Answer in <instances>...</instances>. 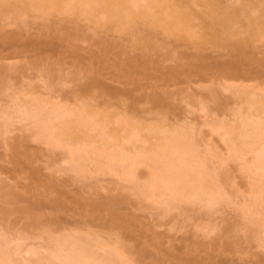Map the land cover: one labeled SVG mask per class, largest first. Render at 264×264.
I'll return each mask as SVG.
<instances>
[{
  "label": "rangeland",
  "instance_id": "1",
  "mask_svg": "<svg viewBox=\"0 0 264 264\" xmlns=\"http://www.w3.org/2000/svg\"><path fill=\"white\" fill-rule=\"evenodd\" d=\"M5 17L0 16V243L13 264H58L52 254L65 240L85 243L102 260L115 251L114 264H264V225L249 223L243 209L259 179L245 169L255 154L230 158L224 129H218L226 123L237 127L249 113L247 102H240L227 86L218 87L232 80L230 76H188L185 68L181 79L169 80L175 61L190 62L199 51L159 31L153 36L159 45H167V51L141 50L134 46L132 33L96 29L83 18L55 14L47 20L37 15L26 18L29 24L26 21L22 29ZM38 33L45 37L39 39ZM13 34L23 38L5 49L2 37ZM172 49L167 59L164 54ZM254 50L257 64L250 55L245 65L250 72V65L258 69L264 62V41ZM212 51L203 50L205 60L222 65L231 60L226 52ZM261 68H253L239 82L264 92ZM130 69L135 73L128 75ZM94 80L102 82L104 90L96 88ZM155 86L164 100L159 106L150 101ZM35 102L73 110L89 103L99 113L112 115L109 129L119 137L108 139V145L117 153L138 149L149 154L159 144L150 126L182 131L198 157L207 159L210 174L231 200L212 209L205 208V201H177L168 208L169 191L161 197L145 195L141 185L125 179L118 162L115 171L99 173L87 161L85 171L77 172L66 143L49 144L30 119L16 112L18 103L30 107ZM125 119L140 126L141 139L131 134ZM70 120L77 124L76 116ZM89 135L98 141L94 147L102 146L96 132ZM78 146H85V141ZM168 156L174 158L172 152ZM152 170L146 164L139 167L140 184Z\"/></svg>",
  "mask_w": 264,
  "mask_h": 264
},
{
  "label": "bare ground",
  "instance_id": "2",
  "mask_svg": "<svg viewBox=\"0 0 264 264\" xmlns=\"http://www.w3.org/2000/svg\"><path fill=\"white\" fill-rule=\"evenodd\" d=\"M55 14L68 15L76 19L83 18L93 24L96 29L110 28L118 33L130 32L135 37L134 46L145 51H167V45H159L156 42L153 36L156 31L168 35L169 38L185 42L187 45L191 44L193 48L195 46V51L199 52L195 54L196 57L192 56L193 60L190 59L187 63L179 57L178 62L174 60L175 68L172 67L174 70L171 68L170 72H172L167 74L171 81L181 79V76L185 74V68L189 69L188 76L192 74L204 76L207 72L211 75L210 72H212L214 77L212 75L211 77L215 78L219 75L215 73L222 72L227 77H231L232 80L226 79L227 83L231 81L228 85L225 83L226 85L222 86L223 83H220L221 86L218 87L226 89L227 86L226 90L230 89L228 91L230 93L233 91L238 100H241L240 102H247L249 113L241 118L237 127L226 123L218 129H224V141L229 147L230 158L239 160L250 153L255 154L254 160L246 163L245 169L250 174L258 175L259 179L253 183L251 194L245 199L244 204H247L243 206V209L245 219L249 223L264 225V213L261 211V207H264V92L257 93L256 86L239 82V79L243 78L242 75L245 77V74L250 72L245 65L252 60L251 52L264 41V0H0V16H6L5 19L13 18L14 22H11L12 19L10 21L14 23L13 26L19 24L18 27H23L26 23L24 25L26 28L29 24L28 17L31 15L33 16L30 18L38 15L40 19L48 20ZM41 33H38L39 39L45 37V33ZM56 35L57 40L63 39L60 32H56ZM22 38V34L2 37L5 49L6 44L12 46L13 42L16 43ZM205 49L206 51L216 50L215 53L220 50L219 55L226 52L225 57L229 56L231 60L226 61L227 63L223 61L225 63L223 65L222 62L207 61L206 57L202 56ZM200 51L202 54L198 55ZM164 55L169 59V56H173V49ZM255 58L253 56L252 61L256 63ZM216 60H218L217 57ZM260 63L262 65L258 64V69L263 67L261 69L264 71V62ZM249 68L251 72L253 68L257 69L253 65ZM131 73H135V70H128L127 74L131 75ZM141 73L145 78L152 79L149 74ZM260 73L262 72L256 74ZM220 76L223 78L220 74V79ZM216 80L218 81L217 78ZM93 82L96 88L104 90L102 82L99 80ZM201 86L203 85L198 87ZM202 88L204 89L205 86L200 89ZM210 93L212 95V92ZM216 93L218 94V91ZM216 93L212 95L215 100L218 97L217 95L215 97ZM150 101L158 106L164 102L157 92V86L154 87ZM37 102L30 107L18 103L20 106L16 105V112L30 119L40 133L48 137L49 144L59 146L66 143L71 162L77 172L85 171L87 161L90 162L93 170L99 173L106 170L115 171L114 163L118 162L125 179L141 185L145 195L161 197L165 195V191H169L168 199L165 200L168 208L175 207L173 204L177 201H205V208L212 209L225 200H231L228 193L210 174L207 159L198 157V152L184 132L177 129L167 130L160 125L150 126L149 130L159 140V144L154 146L149 154H142L138 149L134 153L131 150H121L117 153L109 151L108 145V139L118 140L119 137L109 129L113 120L112 115L99 113L89 103H83L79 109L73 110L59 104L50 107L48 104ZM241 112L243 113L242 109ZM74 116L77 117V124L70 120ZM124 122L130 125L131 134L139 140L140 126H136L132 120L125 119ZM89 131L96 132V135L100 136L103 143L101 147L93 146L98 141L93 139L94 135H89ZM83 141L85 146H78ZM169 152H172L173 159H169ZM143 157H146L145 161L139 160ZM193 159H195L194 163H192ZM145 164L153 170L149 179L142 185L139 183L142 179L139 167ZM158 164L160 167L155 169ZM59 244L60 249L52 254L58 264L115 263V251H108V258L102 260L96 258L95 253L89 252L83 242L65 240ZM38 253L33 252L35 255ZM189 257L188 259H192ZM188 259L185 261L189 262ZM0 264H13L8 250L1 243Z\"/></svg>",
  "mask_w": 264,
  "mask_h": 264
}]
</instances>
